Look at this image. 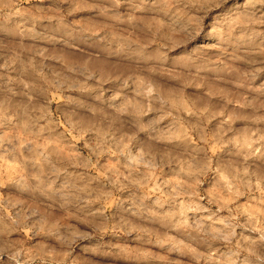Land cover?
Segmentation results:
<instances>
[{
  "label": "clouds",
  "instance_id": "9594fccd",
  "mask_svg": "<svg viewBox=\"0 0 264 264\" xmlns=\"http://www.w3.org/2000/svg\"><path fill=\"white\" fill-rule=\"evenodd\" d=\"M0 264H264V0H0Z\"/></svg>",
  "mask_w": 264,
  "mask_h": 264
}]
</instances>
